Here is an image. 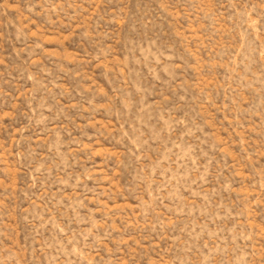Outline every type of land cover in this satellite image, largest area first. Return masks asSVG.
Listing matches in <instances>:
<instances>
[{
	"label": "rangeland",
	"instance_id": "obj_1",
	"mask_svg": "<svg viewBox=\"0 0 264 264\" xmlns=\"http://www.w3.org/2000/svg\"><path fill=\"white\" fill-rule=\"evenodd\" d=\"M0 264H264V0H0Z\"/></svg>",
	"mask_w": 264,
	"mask_h": 264
}]
</instances>
